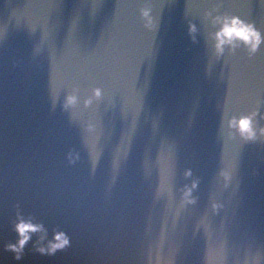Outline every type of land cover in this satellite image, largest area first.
<instances>
[{
  "label": "water",
  "instance_id": "95a60500",
  "mask_svg": "<svg viewBox=\"0 0 264 264\" xmlns=\"http://www.w3.org/2000/svg\"><path fill=\"white\" fill-rule=\"evenodd\" d=\"M218 16L255 53L218 54ZM253 112L264 0H0V264H264V135L228 127Z\"/></svg>",
  "mask_w": 264,
  "mask_h": 264
},
{
  "label": "clouds",
  "instance_id": "9594fccd",
  "mask_svg": "<svg viewBox=\"0 0 264 264\" xmlns=\"http://www.w3.org/2000/svg\"><path fill=\"white\" fill-rule=\"evenodd\" d=\"M143 15L147 17L148 10H143ZM215 22L220 24L219 30L215 33L217 41L215 47L218 54L223 53L224 44H231L234 39L244 41L248 45L249 51L251 53H255L260 43L261 36L259 31L256 30L252 24L246 23L236 16H218L215 18ZM190 30L192 32H195V25H190ZM94 95L99 97L100 90H94ZM75 99L76 97L74 95H69L67 97V104L73 103ZM254 117L255 112L247 116H243L239 119H237L236 117H231L228 120V127L230 129H235V131L239 133L242 139L246 141L254 140L257 138L258 134L264 135V127H259L257 125V122L254 120ZM193 187H195V183L193 184ZM190 193L191 189H186L184 192V196L187 198L188 196H190ZM17 227L21 238L16 244H9L7 247L16 252V258L19 259L20 253L22 252L25 243L29 239L27 229L32 228V226L31 224H25L21 222ZM32 230L35 229L32 228ZM55 239L58 242L51 243L47 249L40 248L39 251H41L42 253L47 252L48 254H53L57 249L64 248L70 244L69 238L63 232L57 234Z\"/></svg>",
  "mask_w": 264,
  "mask_h": 264
}]
</instances>
